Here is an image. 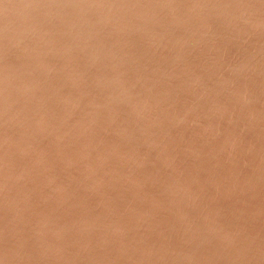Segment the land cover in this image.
Wrapping results in <instances>:
<instances>
[{"label": "rangeland", "instance_id": "374dc122", "mask_svg": "<svg viewBox=\"0 0 264 264\" xmlns=\"http://www.w3.org/2000/svg\"><path fill=\"white\" fill-rule=\"evenodd\" d=\"M0 264H264V0H0Z\"/></svg>", "mask_w": 264, "mask_h": 264}]
</instances>
